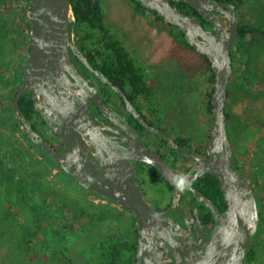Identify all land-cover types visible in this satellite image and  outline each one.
Returning <instances> with one entry per match:
<instances>
[{
  "label": "water",
  "instance_id": "95a60500",
  "mask_svg": "<svg viewBox=\"0 0 264 264\" xmlns=\"http://www.w3.org/2000/svg\"><path fill=\"white\" fill-rule=\"evenodd\" d=\"M134 1L145 10L155 12L165 24L178 28L185 42L209 62L213 75L209 100L213 126L205 144L206 156L191 153L163 131L146 124L122 90L92 69L74 43L71 32L74 17L70 0H28L27 57L21 82L11 101V111L18 129L79 187L130 213L137 233V264H141L140 249L144 239L158 229L159 218L164 213L155 211L145 200L128 159L153 167L173 188L169 210L181 212L177 203L179 197H183L182 190L187 189L195 200L212 212L214 225L208 240L203 238L198 248L196 242H192L191 249L185 253L186 264H244L246 249L257 231L259 215L251 185L232 165L233 151L226 131L225 105L232 76L230 54L237 26L234 7L215 0ZM169 1L182 2L194 8L211 30L204 29L194 15L178 11ZM217 15L225 17L228 28L223 26ZM71 55L124 100L127 111L140 125L160 137L169 149L188 158L194 165L189 172L178 174L158 153L150 151L135 132L132 134L134 144L127 141L129 147L120 148L122 154L114 151L111 148L114 143L110 141L105 128L98 126L90 117V100L109 118L111 113L94 88L78 73ZM25 91L30 95L34 111L59 140L64 154L58 153L34 131L20 112L18 102ZM88 162H94V166L89 168ZM204 174L219 180L226 206L224 215H220L191 188V184ZM194 215L197 218L195 211Z\"/></svg>",
  "mask_w": 264,
  "mask_h": 264
},
{
  "label": "trees",
  "instance_id": "16d2710c",
  "mask_svg": "<svg viewBox=\"0 0 264 264\" xmlns=\"http://www.w3.org/2000/svg\"><path fill=\"white\" fill-rule=\"evenodd\" d=\"M18 1L19 0H0V31L2 32L0 34V58L8 55L5 49L9 47L13 50L18 47H27L28 49L29 36L28 34H25L26 31H29V20L27 16L28 0H22L23 4H21L20 7L17 5ZM128 1L134 5V9L137 12L150 14L152 22L163 23L168 29L169 34L180 45L195 52L194 49L185 42L183 35L178 28L165 24L162 18H159L155 12L145 10L134 0ZM215 1L226 5H232L237 20L236 38L230 54L232 76L227 88L225 121L227 136L230 140L233 151L232 165L251 185L257 203L259 215L257 231L246 249L244 258V264H254L257 257V251L260 247V244L255 241V238L262 235L264 236V213H262L264 208V187L261 186L258 179L251 174V169L250 175L244 171L245 166L240 158H243L248 154L250 145V152H256L254 158H257L256 166L259 170L261 160L264 157V122L257 123L260 127L253 125L248 127L246 125L244 132L238 134V132H235L236 130L230 125L232 118L229 112V102L236 93L245 95L253 100L264 95V78L257 76L255 70L251 69L254 54L264 51V6L262 7L260 19L252 22L247 18V13L248 7L252 5L254 0ZM169 4L182 13L194 15L204 29L211 30V27L206 20L191 6L182 2L173 1H169ZM70 6L74 17L71 30L74 36V42L76 46H78L79 51L86 58L87 62L115 86L120 89L127 87L128 99L133 103L135 102L141 111L145 110L147 112L148 116L143 113L144 119L152 127L163 131L159 124L151 119V117H157L158 115V111L153 108L154 87L152 81L148 78L149 76L145 74V70L136 63L125 44L122 43L119 38L110 33V30L105 24L101 1L70 0ZM217 18L221 23L222 21L220 18H222L224 21L222 24H228L225 17L217 15ZM202 57L208 67L206 81L209 83V87L205 89V100L202 101V104L205 108V112L212 115V108L209 100L213 87V75L211 73L209 62L204 56ZM249 63L250 72L247 68ZM79 65L87 72L82 64ZM22 71H18L19 83L21 82ZM238 80L240 81L239 83H237ZM196 85L200 87L201 83L199 82ZM193 95V99L197 98L196 92H193ZM18 107L31 128L40 134V129L46 126L43 120L34 111L28 92L25 91L21 95ZM4 112V115L13 119L7 123H0V130L2 133L0 138V165L6 167L5 171L9 174H1L0 178L5 179L6 183H8L7 196L10 201L6 212L7 218L14 221L16 215H18L23 208H29L32 210L33 224L30 229H27L24 232V242L30 246L35 241L34 237L42 238V235H45V233L48 232L58 236L63 233V231L73 233L79 230H84L87 226L108 217V213L104 208L95 207L91 203L89 204V207L83 209L81 206L69 205L64 200L56 198L53 195L37 197L38 191L42 192V186L38 181L34 180L32 174L26 172L25 165L45 166L50 165L51 162L61 173H63V171L58 164L47 157L25 135L20 133L12 114L11 106L8 112L5 110ZM142 130L147 132L144 129ZM14 132H18L21 135V137L27 142V147L23 146L22 142L16 139ZM164 133L167 134L166 132ZM147 134L150 138L154 137L157 140L155 147L156 151L160 153L161 158L172 157L175 162L181 161L185 165L189 164L190 161L188 158L178 151L169 149L160 137L152 136L148 132ZM208 136L209 133L206 136V140ZM172 139L176 144L186 148L193 154L200 155L205 152V146L202 149L200 148L192 151L189 148V142L186 138L175 137ZM161 149H165L166 152ZM36 152L40 153L46 159V164H42V162L37 160L34 154ZM239 164H242L243 166H240ZM193 187L197 192H201L209 201L212 200L214 203L219 202L221 204L222 193L219 187V180L214 176L210 174L203 176L195 182ZM80 189L85 195L89 194L99 197L92 192L85 191L82 188ZM108 203L112 204L110 201H108ZM50 208H52V210ZM200 215H202V213ZM207 215H202L203 222L205 224H211L212 216L208 211ZM0 219L2 218L0 217ZM133 233L134 223L129 215V221L126 228H124L123 225H120L117 227L116 231L108 233L100 240L98 250L103 259L97 264H133L135 238L130 239ZM41 245L44 248L40 251L42 254L50 253V255L46 254L45 256L47 261L55 258L58 254V251L54 246L53 249H50L48 244L46 247H44V244ZM6 263L30 264L28 258H23L20 263H16L11 259L7 260V262H2V264Z\"/></svg>",
  "mask_w": 264,
  "mask_h": 264
},
{
  "label": "rangeland",
  "instance_id": "374dc122",
  "mask_svg": "<svg viewBox=\"0 0 264 264\" xmlns=\"http://www.w3.org/2000/svg\"><path fill=\"white\" fill-rule=\"evenodd\" d=\"M100 1L105 24L110 33L125 44L136 63L145 70V74L152 81L153 108L158 111V115L151 119L158 123L169 137L186 138L192 151L202 149L206 144V136L213 126L212 115L205 112L202 104L205 100V89L209 87L206 81L208 67L204 58L180 45L169 34L163 23L152 22L150 14L137 12L128 0ZM21 4H23L22 0H19L18 7ZM263 6L264 0H254L248 7L247 18L252 22L258 21ZM220 19L224 23L222 18ZM223 26L228 28V24ZM28 33L29 31L25 32ZM5 50L8 55L0 58V123H7L13 119L4 115V110L6 112L10 110L14 92L20 84L18 71H22L27 57V47H18L15 50L9 47ZM251 66L257 76L264 78V51L254 54ZM247 68L250 72V63ZM199 82L200 87L196 85ZM239 82L238 80L237 83ZM193 92H196L197 98L193 99ZM142 111L147 115L145 110ZM229 112L232 118L230 125L238 134L244 132L246 125L257 127L259 126L257 123L264 122V95L253 100L236 93L229 102ZM41 132L47 140H50V134L46 129L41 128ZM14 133L16 139L27 147L28 144L21 135L18 132ZM1 136L0 130V138ZM161 150L166 152L165 149ZM34 154L38 161L46 164V159L40 153ZM255 154L254 151L250 152L249 145L248 154L240 159L245 166L244 171L250 175L251 169V174L264 187V157L259 171ZM42 166L25 165L26 172L32 174L34 180L42 186V192L38 191L37 197L53 195L69 205L81 206L83 209L89 207L91 203L95 207L104 208L108 217L73 233L63 231L58 236L51 232L45 233L42 238L34 237V243L28 246L23 240V235L33 224L32 210L23 208L14 221L8 219L6 213L10 201L7 196L8 183L0 178V217L2 218L0 219V264L10 259L20 263L23 258H28L30 264H97L103 259L98 250L100 240L108 233L116 231L120 225L126 228L129 221L128 213L108 202L95 204L92 195H85L75 182L64 172L61 173L54 164L50 162V165ZM5 170L6 167L0 165V175H7L8 172ZM145 193L147 194L145 198L153 203L151 194ZM255 241L260 247L254 264H264V236L256 237ZM41 244H44V247L48 244L50 249L55 247L58 251L55 258L47 261L45 256L50 253L42 254L40 251L44 248Z\"/></svg>",
  "mask_w": 264,
  "mask_h": 264
},
{
  "label": "flooded vegetation",
  "instance_id": "af4514ba",
  "mask_svg": "<svg viewBox=\"0 0 264 264\" xmlns=\"http://www.w3.org/2000/svg\"><path fill=\"white\" fill-rule=\"evenodd\" d=\"M76 47L78 49V46ZM71 59L78 73L88 82V84L92 88H94L99 99L106 105V108L111 113V116L109 115V118L107 115L99 111V109L90 100V117L98 126L105 128V132L110 137V141L114 143L111 148L115 149L114 151L116 152H120V148H128L129 144L127 141L134 144L135 139L134 136L132 137V134L134 135L135 132V134L150 151L158 153L155 147L157 144V140L154 137L150 138V136L147 134L148 131L142 125H140L139 122L136 121V119L127 111L124 100L118 94L113 92L106 84L102 83L92 72H89L85 68L87 70L86 72L79 65L81 63L73 55H71ZM92 69L95 70L93 67ZM121 90L124 93L126 99L129 100L127 87L121 88ZM130 103L136 113L141 115V117L144 119V114L138 108L137 104L131 101ZM144 121L146 124L150 125L145 119ZM43 128L49 132L50 140H47L42 135L43 132H41V129L39 135L45 141L51 144V146L58 153L64 154L63 147L57 137L47 127ZM142 129L147 132H144ZM151 135L155 136L153 134ZM120 153L122 154L123 152ZM158 154L160 155V153ZM197 156L205 157L206 155L205 153H203L200 155L197 154ZM161 159L180 175L188 173L189 170L194 166L190 160L189 164L185 165L181 161L175 162L174 158L172 157H162ZM128 160L134 170V178L139 183L144 198L147 195L145 192H149L153 198V203L149 202L146 198L145 200L154 208L155 211L164 213V215L159 218L160 225L158 224V229L147 234L146 238L144 239V243L141 245V264H186L185 253H188L191 249L192 242L195 241L198 248L201 246L203 238H205V241L208 240L211 229L214 225L212 212L202 203L195 200L191 192L187 189L182 190L184 199L183 197H179L177 203L178 208L181 210V212L178 213L175 210H169L173 196V188L159 176L158 172L153 167L140 163L134 159ZM119 164H121V161H119ZM87 165L89 168H91L92 166H94V162L93 164L88 162ZM205 175L207 174L202 175L196 181H194L191 184V188L194 189L193 185L195 184V182H197ZM197 193L199 194V197L206 199L208 203L213 207V209H215L220 215H224L226 206L223 202V196L220 204L219 202L214 203L212 200L209 201L204 195H202L201 192ZM120 209L130 215V213L124 208ZM194 211L197 214V218L194 215ZM207 211L212 216L211 224H205L202 219V215H207ZM201 213L202 215H200ZM199 227L203 232L199 229ZM133 238H135L133 264H137L136 254L138 253V245L135 223L134 233L131 235L130 239Z\"/></svg>",
  "mask_w": 264,
  "mask_h": 264
},
{
  "label": "built area",
  "instance_id": "2783aa9c",
  "mask_svg": "<svg viewBox=\"0 0 264 264\" xmlns=\"http://www.w3.org/2000/svg\"><path fill=\"white\" fill-rule=\"evenodd\" d=\"M92 201L97 204V203H100V204H105L106 202H108L107 200L103 199V198H99V197H96L94 195H92ZM114 205V204H113ZM115 206V205H114ZM117 208H119L118 206H116Z\"/></svg>",
  "mask_w": 264,
  "mask_h": 264
}]
</instances>
